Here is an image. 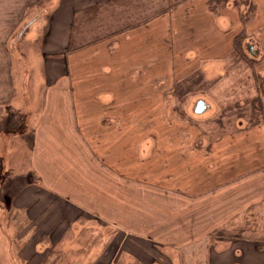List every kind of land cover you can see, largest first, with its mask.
I'll return each instance as SVG.
<instances>
[{
    "label": "rangeland",
    "instance_id": "rangeland-1",
    "mask_svg": "<svg viewBox=\"0 0 264 264\" xmlns=\"http://www.w3.org/2000/svg\"><path fill=\"white\" fill-rule=\"evenodd\" d=\"M66 1L62 0V7L57 12L62 13L64 24L72 17L74 8L87 4L86 0ZM54 3L58 7L59 0H41L26 13L30 18L40 13L42 18L38 24L34 23L36 26L27 34V39L18 42V48H27L28 52L12 69L11 77L18 90L23 84L21 90L25 97L42 100L44 95L39 45L30 40L43 30L44 12L52 13L54 10L49 7ZM110 3L78 14L74 48L99 40L100 54L111 65L112 58L108 56L111 49H114L113 54L115 50L127 49L129 55L138 53L139 48L143 54L150 51L151 44L147 47L146 39H135L136 32L140 34L154 28L153 33L158 34V57H143L142 65L149 71L148 77L158 74L159 87L148 85V79L142 75L130 82L131 87L126 92V100L130 99L134 108L141 110L134 114L140 116L148 133L143 143L144 149L148 146L147 152L137 153L140 159L124 163L128 174L127 227L135 230V224L149 225L156 218V223L163 225L161 232L167 234L175 226L171 224L176 222L171 219L173 212L183 213L189 207L191 213L197 215L198 212L201 224L210 225L215 221L210 238L220 246L236 239L264 244V0H122L120 4L110 0ZM205 16L216 20L210 23L223 27L225 49H222L228 50L231 43L232 50L221 58L190 60V68L186 69L184 64L192 52L184 54L172 48V33L182 36L189 31L193 33L195 43H207L211 35L203 36L197 31L203 29L201 25L205 22L192 21ZM232 22L242 23L238 32ZM115 25L116 29L123 25L131 28L128 33L132 35L123 39L124 36H118L120 33L112 34ZM57 30H60L59 26ZM110 39L112 44L109 46ZM198 61V67L194 68ZM133 66L127 68V77L132 79L136 72ZM131 70L133 73L129 74ZM142 85L145 90L140 88ZM196 97L205 98L208 109L196 111L193 104ZM13 102L10 106L13 113L3 117L0 128L6 135L14 132L23 133V136L0 135V264H92L97 256H102L103 263L110 258L112 264H138L133 258L135 242L150 248L149 241L130 234H117L98 217L81 216L75 223L67 218L60 219V206L53 200L49 217L40 215L39 209L51 195L46 191L35 192L40 183L30 167L33 138L30 128L27 127L24 133L25 124H20L23 109H26L19 97ZM41 103L38 100L33 105L28 103L27 110L39 108ZM127 122H130L128 127L133 126L131 117ZM170 144L202 148L207 151L208 164H216L218 160L213 157V151L222 152L218 154L220 163L208 166L205 177L197 176L192 170L183 176L181 167L180 178H174L178 175L176 168L169 167L165 159ZM196 155L192 153V156ZM152 162H157L160 175L155 179L142 178ZM141 166L139 170L143 172L132 174L133 168ZM129 176H134L135 182ZM25 185L27 187L23 188ZM143 185L147 190L158 191L157 195L162 198L156 202L155 193L141 198ZM119 189L123 191V187ZM166 195L175 197L171 199ZM184 195L192 200L178 202L176 198ZM35 196L37 199L29 202ZM195 197H201L203 201L194 205ZM173 201L177 202L178 210L172 206ZM28 203L30 206H23ZM67 211L69 218L78 215L77 211L71 212L70 207ZM184 214L189 215L188 212ZM117 248L121 249L119 254ZM168 248H156L161 251L158 263L177 264L167 256L169 252L175 260L179 256L181 264L190 257L188 248L179 253L172 252L178 248ZM200 251L196 249L195 255Z\"/></svg>",
    "mask_w": 264,
    "mask_h": 264
},
{
    "label": "crops",
    "instance_id": "crops-1",
    "mask_svg": "<svg viewBox=\"0 0 264 264\" xmlns=\"http://www.w3.org/2000/svg\"><path fill=\"white\" fill-rule=\"evenodd\" d=\"M40 1L0 0V125L3 117L9 112L13 113L14 109L10 106L14 103L13 100L16 101L19 97L26 109V111L23 109L20 124H25L24 133H26L27 127L30 128L33 138L30 147V167L40 183L35 192L46 191L51 195V198L49 195L47 196L49 200L39 209L40 215L47 217L50 213L49 209L55 201L60 206V219L67 218L75 223V220L81 216L98 217L105 224L113 227L117 234H130L149 241L150 248L139 241L135 242L136 250L133 253V258L138 264H162L157 261L160 258L158 253L161 251L156 248L169 249L168 247L178 248V250H172L176 253L185 248L190 249V257L187 256L182 264H264V244H256L254 240L236 239L230 241L226 246H220L210 238V234H212L210 231L216 226L215 221L210 225L201 224L198 212L197 215L191 213L189 207L183 213L173 212L175 217L172 214L171 219L176 222L171 224H175V229L173 227L171 231H167V234L161 232L163 225L159 226L156 223V218L152 220L155 223L152 222L149 225L135 224V230L127 227L125 212L128 174L125 173L124 163L140 159L136 155L137 153L147 152L148 146H145L144 149L143 143L146 141L148 133L139 119L140 116L134 114L141 110L134 108V103L130 99L126 100V92L131 87L130 82L136 81L138 76L142 75L148 79V85L154 88L159 87V82L156 81L158 74L148 77L150 73L147 69H143L142 65L143 57H158V34L153 33L154 28L140 32V34L136 32L135 39L140 41L146 39V46L151 44L150 51L143 54L139 48L138 53L129 55L126 53L127 49H122L124 51L115 50L114 54L111 53L114 49H111L108 52V56L112 58L111 65H109L107 58L100 54L101 41L82 43L75 48L73 46L77 40L78 14L98 5H100V9L103 4H111L110 0H86L87 4L74 8L72 17L69 18L67 24L63 23L62 13H57L62 7V0H59L58 7L57 3L50 6L51 8L49 7L54 10L52 13L44 12L45 22L41 27L43 30L35 36L34 40H30L32 43L34 41L38 43L37 49L41 53L40 76L42 78L40 77V79L45 85L43 98L40 100L25 97L21 90L23 84L18 90L11 74L14 64L21 61L23 55L28 52L27 48L19 49L18 42H24L27 39V34L36 26L34 23L38 24L42 18L40 13L31 16V18L26 13ZM116 1L117 4H120L122 0ZM24 16L25 18L22 20ZM199 20L205 23L201 25L203 29L197 31L203 36L211 35V39L207 43L203 45L195 43L194 35L189 31L182 36L174 35V33L171 36L172 48L183 51L184 54L192 52L184 64L186 69L190 68V60L197 58L205 61L208 58H221L232 50L231 43H229L228 50L222 49H225L223 27L210 23L216 22V20L205 16L192 21L198 22ZM125 25L117 29L115 25L111 33H120L118 36H124L123 39L130 37L132 33H128V31H131V28H127ZM232 25L238 32L242 23L232 22ZM57 26L60 28L59 31ZM111 44L112 40L110 39L107 45ZM102 45L104 46V44ZM103 55L106 54L103 53ZM52 62L53 65H51ZM199 63L200 61L196 62L194 68L198 67ZM130 65H134L133 70L136 71L134 79L127 77V68ZM133 70L129 74L133 73ZM140 88L145 90L143 85ZM37 100L42 101L40 107L27 110V104L33 105ZM214 103L216 104V102ZM35 113L36 115H32ZM129 117L133 121V128L127 125V123L130 124L127 122ZM11 133L12 135L7 133V135H11V138L19 136L22 138L23 136V133ZM0 135L7 136L1 128ZM9 141L6 142V145ZM149 150L153 152V148L149 147ZM8 152H11L10 145ZM165 152L168 166L176 168L178 175L174 178H180L181 167L184 171L183 176L188 175L192 170V172H197V176L205 177L207 167L220 163L221 157L218 154L222 153L213 151V157L218 158L219 161L217 160L216 164H208L207 151H203L202 148L195 149L194 147L192 149L189 145L177 147L170 144ZM192 153L197 155L192 156ZM141 168L142 166L133 168L132 174L138 175L143 172V170H139ZM159 175L160 167L157 162H152L149 168L144 171L142 178L153 177L155 179ZM134 176H129L132 182H135ZM26 187L27 185L23 188ZM119 187H123V191ZM140 189L142 191L141 198L154 193L156 202L162 198L157 195L158 191L147 190L146 185L141 186ZM115 192L120 193L122 197L118 193L112 194ZM18 194L19 192L16 195ZM37 197L35 196L29 202L35 201ZM174 197L175 195L167 196L171 199ZM40 199L42 200V198H38V200ZM176 199L178 202L192 200L188 195ZM193 201L195 205L200 204L203 200L201 197L197 199L195 197ZM171 203L174 208L178 206L175 201ZM23 206L28 207L30 204ZM68 207L71 212H78L75 218L74 215L71 218L67 217ZM176 210L178 209L176 208ZM184 212H188L189 215ZM204 222L207 220L204 219ZM146 229L147 231L143 234ZM153 239L158 241L153 242ZM198 242L200 243L196 244ZM117 249L119 254L121 249ZM196 249L202 250L197 256L195 255ZM167 256L171 261L174 260L177 264H181L179 256L177 260L170 256V252ZM101 260L102 256L94 257L92 264H112L110 258L104 263Z\"/></svg>",
    "mask_w": 264,
    "mask_h": 264
},
{
    "label": "flooded vegetation",
    "instance_id": "flooded-vegetation-1",
    "mask_svg": "<svg viewBox=\"0 0 264 264\" xmlns=\"http://www.w3.org/2000/svg\"><path fill=\"white\" fill-rule=\"evenodd\" d=\"M193 104L194 106H196V109H195L196 111L200 112V111H203L204 109H208L207 100L203 97H196L193 100ZM206 114H210V113H206Z\"/></svg>",
    "mask_w": 264,
    "mask_h": 264
},
{
    "label": "trees",
    "instance_id": "trees-1",
    "mask_svg": "<svg viewBox=\"0 0 264 264\" xmlns=\"http://www.w3.org/2000/svg\"><path fill=\"white\" fill-rule=\"evenodd\" d=\"M126 1H132V0H125V2H126Z\"/></svg>",
    "mask_w": 264,
    "mask_h": 264
}]
</instances>
